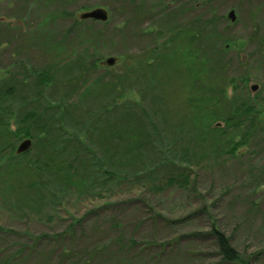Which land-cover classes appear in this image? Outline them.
Here are the masks:
<instances>
[{
  "label": "rangeland",
  "instance_id": "rangeland-1",
  "mask_svg": "<svg viewBox=\"0 0 264 264\" xmlns=\"http://www.w3.org/2000/svg\"><path fill=\"white\" fill-rule=\"evenodd\" d=\"M98 8L107 20L82 17ZM179 31L199 33L195 49H205L213 66L188 96H213L222 115L236 103L252 105L256 125L244 122L245 145L183 164L188 181L179 172L168 182V169H153L141 180L119 177L91 192L74 186L61 195L52 184L42 196L26 170L40 158L35 142L15 159L28 137L17 133L13 116L14 138L0 141V149L13 143L0 155V264H231L210 234L214 227L250 264H264V0H0V80L27 83L36 71L80 54L121 76ZM163 88L172 125L189 121L182 81ZM126 99L143 103L134 89L119 103ZM242 132L243 125L232 145ZM3 155L24 173L8 171Z\"/></svg>",
  "mask_w": 264,
  "mask_h": 264
},
{
  "label": "trees",
  "instance_id": "trees-1",
  "mask_svg": "<svg viewBox=\"0 0 264 264\" xmlns=\"http://www.w3.org/2000/svg\"><path fill=\"white\" fill-rule=\"evenodd\" d=\"M199 37V33L176 32L162 44V50L154 49L144 62L121 76L99 71L80 54L36 71L27 83L0 80V141L14 138L8 124L16 116L17 133L31 138L35 142L31 149L37 148L36 157L42 158H36V167L26 169L32 187L42 196L50 192L52 184L61 195L74 186H84L91 192L95 186L105 187L119 177L141 180L146 174L165 173L163 169H168V182L174 181L179 172L188 181L183 164H199L213 153H236L250 138L244 122L250 124V129L256 125V118L249 114L252 105L236 103L230 113L222 115L213 96H188L192 91L197 93V81L213 68L205 49H195ZM176 79L182 81L184 103L192 113L189 121L177 126L172 125V114L166 109L163 88L174 85ZM133 89L143 103L130 99L119 103V98ZM243 114L248 117L244 115L240 120ZM218 121H224L228 131L214 130L212 124ZM242 125L246 133L242 132L241 140L232 145ZM12 146L8 143L2 147L0 155ZM27 152L17 154L15 159ZM167 156L172 160L168 161ZM15 159L6 165L18 176L23 170L18 169L19 164L14 165ZM210 234L216 238L225 261L250 264V257L235 251L216 227Z\"/></svg>",
  "mask_w": 264,
  "mask_h": 264
},
{
  "label": "water",
  "instance_id": "water-1",
  "mask_svg": "<svg viewBox=\"0 0 264 264\" xmlns=\"http://www.w3.org/2000/svg\"><path fill=\"white\" fill-rule=\"evenodd\" d=\"M83 18H92L95 20H102L105 21L107 20V13L105 10L98 8L95 9L91 12L88 13H84L82 15ZM232 20H234V13H230V16ZM115 63V59L114 58H109L106 60V64L107 65H113ZM255 89V88H254ZM32 144V140L31 139H25L23 142H21V144L18 146L17 148V154H21L24 152H27L30 149V146Z\"/></svg>",
  "mask_w": 264,
  "mask_h": 264
}]
</instances>
